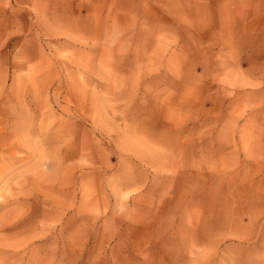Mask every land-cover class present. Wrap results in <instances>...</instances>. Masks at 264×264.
Segmentation results:
<instances>
[{
    "label": "rangeland",
    "instance_id": "rangeland-1",
    "mask_svg": "<svg viewBox=\"0 0 264 264\" xmlns=\"http://www.w3.org/2000/svg\"><path fill=\"white\" fill-rule=\"evenodd\" d=\"M0 264H264V0H0Z\"/></svg>",
    "mask_w": 264,
    "mask_h": 264
}]
</instances>
